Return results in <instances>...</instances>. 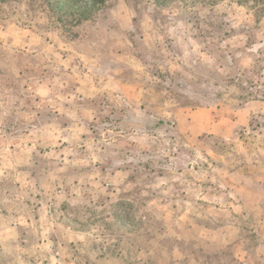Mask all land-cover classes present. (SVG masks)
<instances>
[{
	"label": "rangeland",
	"instance_id": "374dc122",
	"mask_svg": "<svg viewBox=\"0 0 264 264\" xmlns=\"http://www.w3.org/2000/svg\"><path fill=\"white\" fill-rule=\"evenodd\" d=\"M76 12L0 3V264H264V0Z\"/></svg>",
	"mask_w": 264,
	"mask_h": 264
},
{
	"label": "trees",
	"instance_id": "16d2710c",
	"mask_svg": "<svg viewBox=\"0 0 264 264\" xmlns=\"http://www.w3.org/2000/svg\"><path fill=\"white\" fill-rule=\"evenodd\" d=\"M10 0H0V3H6ZM70 5V8L76 9V14L79 17L78 21H84L88 18L87 14H90L93 10L104 6L107 0H62ZM74 14V15H76Z\"/></svg>",
	"mask_w": 264,
	"mask_h": 264
}]
</instances>
